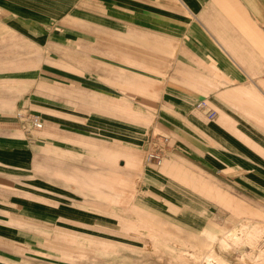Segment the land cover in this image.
<instances>
[{
	"label": "crops",
	"instance_id": "obj_1",
	"mask_svg": "<svg viewBox=\"0 0 264 264\" xmlns=\"http://www.w3.org/2000/svg\"><path fill=\"white\" fill-rule=\"evenodd\" d=\"M261 228L264 0H0V264L59 233L231 261Z\"/></svg>",
	"mask_w": 264,
	"mask_h": 264
},
{
	"label": "rangeland",
	"instance_id": "obj_2",
	"mask_svg": "<svg viewBox=\"0 0 264 264\" xmlns=\"http://www.w3.org/2000/svg\"><path fill=\"white\" fill-rule=\"evenodd\" d=\"M90 232L106 235L110 231L92 227ZM241 232L245 233L242 239L232 240L228 232L224 235L231 261L220 257L223 262L219 263L208 261L219 257L214 246L197 248L193 245L186 248L185 245L168 243L171 239L163 234L162 237H157L155 250L149 256L147 250L144 251L140 245H123L110 241L104 244L64 233L45 234L54 237L58 244L45 246L44 264H264V228L242 229ZM246 233L250 236L246 237ZM48 248L55 253L48 252Z\"/></svg>",
	"mask_w": 264,
	"mask_h": 264
},
{
	"label": "built area",
	"instance_id": "obj_3",
	"mask_svg": "<svg viewBox=\"0 0 264 264\" xmlns=\"http://www.w3.org/2000/svg\"><path fill=\"white\" fill-rule=\"evenodd\" d=\"M197 106L199 108L205 109L210 118L215 117L217 114L214 109H211L209 107L208 102L205 100L200 101ZM18 115L26 119L32 127H35L37 129L43 127V122L38 114L19 113ZM169 140L170 138L168 136H158L156 140H154L151 144V147L146 151V160L154 162L156 164H162L164 160L163 149L169 143Z\"/></svg>",
	"mask_w": 264,
	"mask_h": 264
},
{
	"label": "bare ground",
	"instance_id": "obj_4",
	"mask_svg": "<svg viewBox=\"0 0 264 264\" xmlns=\"http://www.w3.org/2000/svg\"><path fill=\"white\" fill-rule=\"evenodd\" d=\"M205 257H206V255H205ZM208 259V258H207ZM219 260H221L220 259V257H213L212 259H209L208 261H210V263H211V261L213 262V263H219V262H223V260H221V261H219Z\"/></svg>",
	"mask_w": 264,
	"mask_h": 264
}]
</instances>
